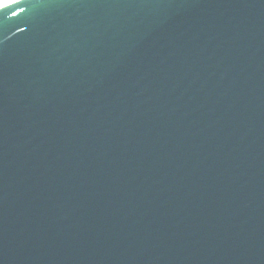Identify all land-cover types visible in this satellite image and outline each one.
I'll use <instances>...</instances> for the list:
<instances>
[{"label":"water","instance_id":"water-1","mask_svg":"<svg viewBox=\"0 0 264 264\" xmlns=\"http://www.w3.org/2000/svg\"><path fill=\"white\" fill-rule=\"evenodd\" d=\"M0 264H264V0L0 7Z\"/></svg>","mask_w":264,"mask_h":264},{"label":"bare ground","instance_id":"bare-ground-1","mask_svg":"<svg viewBox=\"0 0 264 264\" xmlns=\"http://www.w3.org/2000/svg\"><path fill=\"white\" fill-rule=\"evenodd\" d=\"M17 0H0V7L5 6L9 3L15 2Z\"/></svg>","mask_w":264,"mask_h":264}]
</instances>
